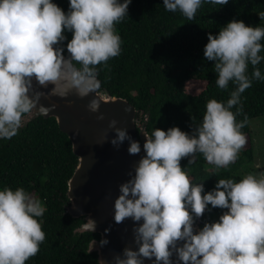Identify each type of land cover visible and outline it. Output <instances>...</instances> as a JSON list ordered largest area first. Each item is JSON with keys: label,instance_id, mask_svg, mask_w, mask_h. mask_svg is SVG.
Listing matches in <instances>:
<instances>
[{"label": "clouds", "instance_id": "obj_1", "mask_svg": "<svg viewBox=\"0 0 264 264\" xmlns=\"http://www.w3.org/2000/svg\"><path fill=\"white\" fill-rule=\"evenodd\" d=\"M131 2L69 0L65 12L53 0H0V140L17 135L24 120L35 114L44 93L34 90V80L43 88L51 85L50 96L75 92L83 98L99 88L96 66L121 53L115 24L128 17ZM228 2L163 0V7L193 20L202 4ZM258 15L264 19V12ZM207 40L203 55L214 61L216 85L226 90L231 82L236 87L226 102L207 101L202 121L190 133L177 126L166 131L140 129L146 138L145 155L119 185L113 204L117 224L133 221L137 247H125L113 257L114 264H144L145 259L150 264H264V174L250 173L239 181L218 179L205 191L180 164L184 157L191 164L201 153L208 163L226 168L247 144L241 129L248 118L237 122L236 117L243 111L241 94L253 80L264 81L256 67L264 61V27L232 19L218 34L209 33ZM99 106L95 98L88 104L91 112ZM39 110L48 109L41 105ZM116 123H109L115 133L111 144L119 149L128 141V154L141 153V143ZM212 208L225 211L196 230V221ZM45 212L44 203L23 187L0 190V264H25L39 252L45 232L37 218ZM95 228L96 221L87 216L81 231ZM95 243L93 239L89 252ZM99 243L103 246L108 240ZM97 262L104 264L103 259Z\"/></svg>", "mask_w": 264, "mask_h": 264}, {"label": "trees", "instance_id": "obj_2", "mask_svg": "<svg viewBox=\"0 0 264 264\" xmlns=\"http://www.w3.org/2000/svg\"><path fill=\"white\" fill-rule=\"evenodd\" d=\"M53 2L65 12L69 10V0ZM262 12L264 0H229L224 6L202 4L195 18L188 20L180 12L166 11L163 0H132L128 17L115 24L122 40L121 53L96 66L102 91L134 105L141 122L147 117L149 132L153 128L166 131L177 126L190 133L202 121L207 101L226 102L236 87L231 82L226 90L216 85L214 61H207L203 55L208 34H218L232 19L264 27V19L258 15ZM65 35L71 40V32ZM64 54L68 55L66 49ZM256 67L264 74V61ZM251 71L249 65V74ZM193 82L205 86L199 92H191L188 85ZM241 102L243 111L236 119L239 122L245 115L248 118L241 131L249 146L240 151L235 162L217 168L201 153L195 154L191 164L188 157L181 158V167H187L192 182H202L205 191L212 190L218 179L239 181L250 173L255 175L250 121L264 117V81L253 80L251 87L241 94ZM231 110L235 112L236 106ZM77 165L72 143L54 118L41 116L20 128L10 140H0V190L23 187L46 207L43 217L37 218L42 222L45 240L39 252L25 264H97L95 254L90 255L87 250L99 235L75 234L83 220L66 213L70 205L68 182ZM222 211L225 210L205 211L202 226L216 221Z\"/></svg>", "mask_w": 264, "mask_h": 264}, {"label": "water", "instance_id": "obj_3", "mask_svg": "<svg viewBox=\"0 0 264 264\" xmlns=\"http://www.w3.org/2000/svg\"><path fill=\"white\" fill-rule=\"evenodd\" d=\"M97 79L100 82L99 88L83 98L75 92L65 97L50 96L52 86L43 88L34 80V90L44 95L38 102L35 114L24 120L23 127L41 116L46 119L54 118L60 130L69 137L78 165L68 182L67 196L70 205L67 206L66 213L75 219H82L83 223L87 216L96 221L94 232L81 231V225L75 230V234L99 235V239H94L96 243L91 252V242L89 243L88 254H95L96 261L103 259L104 264H114L113 257L121 254L125 247H137L132 231L133 221L126 219L117 224L113 220V204L119 194V185L129 179L128 173L134 169L140 157L145 155L142 145L146 138L140 129H147L148 119L144 117L143 122L138 124L136 107L126 99L104 93L98 76ZM94 98L99 100L97 112H91L88 108L89 102ZM41 105L48 110L41 112ZM101 116L102 119L99 118ZM112 120L117 122L116 127L126 128L133 140L141 143V153L128 154V141H124L119 149L111 144L110 140L115 135L114 130L109 127ZM201 227L202 221L199 218L195 229ZM101 239H107L108 243L101 246ZM144 264H150V261L145 259Z\"/></svg>", "mask_w": 264, "mask_h": 264}, {"label": "rangeland", "instance_id": "obj_4", "mask_svg": "<svg viewBox=\"0 0 264 264\" xmlns=\"http://www.w3.org/2000/svg\"><path fill=\"white\" fill-rule=\"evenodd\" d=\"M205 84L200 82H193L188 85L189 91L196 92L204 88ZM138 124H141V120L138 121ZM250 126L252 129L251 134V143L253 140V149H254V172L256 174H264V117L254 118L250 121ZM249 140L247 139L246 147L249 146ZM253 174V173H252ZM258 178H261L260 175H257Z\"/></svg>", "mask_w": 264, "mask_h": 264}]
</instances>
